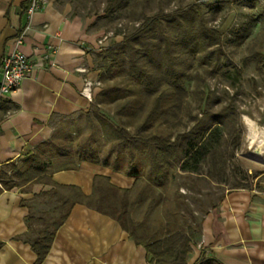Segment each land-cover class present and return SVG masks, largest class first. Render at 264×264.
<instances>
[{
    "label": "trees",
    "instance_id": "obj_1",
    "mask_svg": "<svg viewBox=\"0 0 264 264\" xmlns=\"http://www.w3.org/2000/svg\"><path fill=\"white\" fill-rule=\"evenodd\" d=\"M146 1L139 0L137 4L143 5ZM233 2L238 6L259 7L255 16H249L233 32V39L240 41L256 23L259 24V34L246 45L248 55L243 57L242 65L246 66L248 61L259 63L264 50V0ZM29 4L30 0L25 13ZM121 34L120 44L108 43L97 54L102 86L93 99L95 103L90 105L96 110L100 103L113 105L114 114L122 117L116 137L105 146H98L95 136L99 124L90 118L88 111L85 113L91 123L88 133L72 138L58 137L55 132L20 164L10 162L0 166V190L24 188L34 182L52 183L53 167L74 169L81 160L122 171L134 178L130 188H121L111 184L105 176L94 175L91 195H84L75 186L63 187L64 192L49 191L59 200L62 209L49 219L33 213L26 216L27 233L35 232V236L24 239L36 254L35 264L45 258L55 231L77 202L114 218L135 243L146 248L154 264H186L185 255L196 234V218L193 213L187 217L181 212L177 191L172 193L174 206L169 210L172 219L160 223L155 230L141 226L133 218V212L136 206L144 203L147 215L157 204L169 200L166 191L170 185L176 187V180L183 173L196 172V164L213 157L216 152L209 144L213 124V130L222 126L227 131L224 150L227 158L234 155L228 149L230 140L242 130L237 125L239 113L231 103L218 111L200 106V116L191 117L193 123L187 130H170L182 122L189 94L184 78L189 73L192 93L200 103L205 97L202 87L208 77H241V68L230 63L224 53L222 32L207 25L203 5L194 1L171 11L159 9L149 15L141 14L139 23ZM161 126L169 132L159 130ZM212 140L217 141V138L214 136ZM57 161L59 164L54 166ZM247 182L238 179L232 188H250ZM201 220L202 217L198 228ZM35 223L39 227L33 230ZM196 264L222 263L214 258H202Z\"/></svg>",
    "mask_w": 264,
    "mask_h": 264
},
{
    "label": "crops",
    "instance_id": "obj_2",
    "mask_svg": "<svg viewBox=\"0 0 264 264\" xmlns=\"http://www.w3.org/2000/svg\"><path fill=\"white\" fill-rule=\"evenodd\" d=\"M28 0H0V62L16 49L15 38L24 26L17 50L35 64L19 87L0 99V166L20 164L56 130V120L90 111L92 99L81 94L84 79L99 81L97 54L108 45L99 42L103 33L88 30L67 6L53 0L28 18ZM83 68L85 71H80ZM1 78V69H0ZM102 175L117 187L130 188L134 178L120 171L81 160L74 169L51 170L52 183L34 182L26 187L0 190V264H35L36 254L24 238L28 213L45 201L39 198L66 186L92 193V178ZM59 204V203H58ZM35 223L33 230L37 229ZM186 264L214 258L222 264H264V191L232 188L206 209ZM39 264H154L146 248L135 243L111 216L83 203L71 207L57 228L45 258Z\"/></svg>",
    "mask_w": 264,
    "mask_h": 264
},
{
    "label": "rangeland",
    "instance_id": "obj_3",
    "mask_svg": "<svg viewBox=\"0 0 264 264\" xmlns=\"http://www.w3.org/2000/svg\"><path fill=\"white\" fill-rule=\"evenodd\" d=\"M47 1L49 0H45ZM53 1L57 6H67L70 16L81 19L88 30L107 36L105 40L109 44H120L121 33L134 28L139 23L141 14L149 15L159 9L171 11L179 6H188L194 1L200 2L204 7L207 25L222 32V46L228 61L242 70L239 79L208 77L202 87L205 93L203 103L192 93L193 82L190 73L185 76L184 86L189 93L188 104L182 112V122L176 128L170 129L171 131L187 130L193 123L191 117L196 114L200 116L201 109L218 111L227 103L236 107L239 113L237 125L242 131L230 140L228 149L233 151L234 155L227 158V151L224 150L227 146V141L224 140L227 139V131L222 126L213 130V124L210 127L212 135L209 144L216 153L212 158L207 157L196 164V172L183 173L176 180V187H168L166 195L169 200L157 204L147 215L144 214V203L136 206L133 218L139 221L141 226L155 230L160 223L172 219L169 210L174 206L172 193L175 191L178 193L176 196L181 212L187 217L191 213L195 216L196 233L203 212L213 203H217L220 196L231 189L236 180L248 181L250 187L264 191V50L261 51L259 63L248 61L246 66L242 65L243 57L248 55L246 45L259 34V24L256 23L252 27L245 39H233L235 28L247 21L249 16H255L259 7L238 6L233 0H147L143 5L137 4L139 0ZM259 69L262 72H259ZM99 86H102L101 82ZM92 103H95V100ZM98 107V110L90 109V118L99 124L95 143L103 147L116 137V128L122 125V117L114 114L112 104L100 103ZM53 122L56 124L55 132L58 137L77 138L79 134L88 133L91 125L85 114L63 120L54 119ZM159 130L169 132V129L163 126ZM214 136L217 141L212 140ZM58 164L57 161L53 165ZM39 198L45 199L38 208L39 214L47 219L62 209L58 204L59 200L50 194L40 195ZM36 226L39 227V224Z\"/></svg>",
    "mask_w": 264,
    "mask_h": 264
},
{
    "label": "built area",
    "instance_id": "obj_4",
    "mask_svg": "<svg viewBox=\"0 0 264 264\" xmlns=\"http://www.w3.org/2000/svg\"><path fill=\"white\" fill-rule=\"evenodd\" d=\"M45 4V0H30V4L27 8L26 14L29 18L31 14L39 10ZM24 31L19 33L15 38V47L11 52H8L1 58L0 69V99L5 95L15 91L22 79L29 77L33 72L35 64H33L30 59L17 50V47L21 44L23 40ZM107 36H103L99 40L100 43L106 41ZM80 71H85V69L80 68ZM100 85L99 81H92L89 78H85L83 82V87L81 89V94L88 99H92V86Z\"/></svg>",
    "mask_w": 264,
    "mask_h": 264
},
{
    "label": "bare ground",
    "instance_id": "obj_5",
    "mask_svg": "<svg viewBox=\"0 0 264 264\" xmlns=\"http://www.w3.org/2000/svg\"><path fill=\"white\" fill-rule=\"evenodd\" d=\"M251 125V124H250ZM249 128H251L250 126H249ZM253 128V127H252ZM252 131V130H251ZM253 134V133H252ZM255 135V134H254Z\"/></svg>",
    "mask_w": 264,
    "mask_h": 264
}]
</instances>
